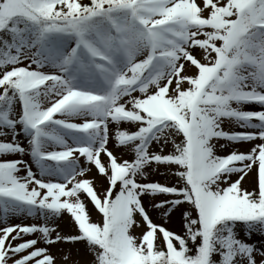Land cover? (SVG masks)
<instances>
[{
    "label": "snow or ice",
    "instance_id": "obj_1",
    "mask_svg": "<svg viewBox=\"0 0 264 264\" xmlns=\"http://www.w3.org/2000/svg\"><path fill=\"white\" fill-rule=\"evenodd\" d=\"M57 243L264 264V0H0V264Z\"/></svg>",
    "mask_w": 264,
    "mask_h": 264
},
{
    "label": "rangeland",
    "instance_id": "obj_2",
    "mask_svg": "<svg viewBox=\"0 0 264 264\" xmlns=\"http://www.w3.org/2000/svg\"><path fill=\"white\" fill-rule=\"evenodd\" d=\"M110 148H113L112 145H109ZM246 150V149H244ZM243 150V151H244ZM165 151L167 152L168 149L166 148ZM119 156V153H116ZM150 181L155 180V181H159L161 183H164L165 180L163 177L159 176V175H150L148 178ZM95 183L97 185L100 184L99 180H96ZM242 186L248 190H251L252 187V178L251 176L247 177L244 181H242ZM97 190L99 191V187L97 188ZM147 207V205H146ZM88 209L91 212L92 209L90 207V205L88 204ZM149 211V215L150 218L153 219L154 222L156 223H162V219L159 215L158 212H154L152 211L150 208L148 209ZM92 219L93 221L96 220V215L93 214L92 215ZM174 221V222H173ZM9 223L10 224H24V225H31V224H39L40 221L37 219H33V218H24V217H20L17 219H14V217H10L9 218ZM55 226L57 227V230L61 233V235H70L73 234V228L70 226L69 222H68V217L65 214L64 216H62L61 218H59L58 220L55 221ZM164 226L166 228H168L169 230L175 231L177 233L180 232L181 230V213L180 211H175L172 215L171 218L169 220L168 223L164 224ZM141 230L137 229L136 232L139 233ZM30 238V237H26ZM34 238V237H32ZM253 239H258L257 237H253ZM13 243H16L15 241ZM45 245H43L42 243H38L37 247H44ZM49 247V251L50 253L55 256L56 258V264H85V261L87 259H89V257L86 255L84 247L82 245L79 244H65V243H57L54 246H48ZM67 254L68 255V260L65 261L63 259V256Z\"/></svg>",
    "mask_w": 264,
    "mask_h": 264
},
{
    "label": "bare ground",
    "instance_id": "obj_3",
    "mask_svg": "<svg viewBox=\"0 0 264 264\" xmlns=\"http://www.w3.org/2000/svg\"><path fill=\"white\" fill-rule=\"evenodd\" d=\"M174 222V221H173Z\"/></svg>",
    "mask_w": 264,
    "mask_h": 264
}]
</instances>
